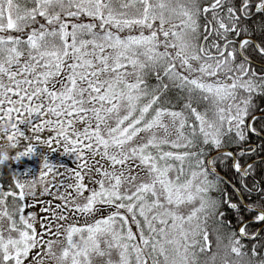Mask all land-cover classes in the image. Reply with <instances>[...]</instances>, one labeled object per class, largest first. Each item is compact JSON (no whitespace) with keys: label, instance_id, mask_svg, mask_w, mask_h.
<instances>
[{"label":"snow or ice","instance_id":"obj_1","mask_svg":"<svg viewBox=\"0 0 264 264\" xmlns=\"http://www.w3.org/2000/svg\"><path fill=\"white\" fill-rule=\"evenodd\" d=\"M0 264H264V0H0Z\"/></svg>","mask_w":264,"mask_h":264}]
</instances>
